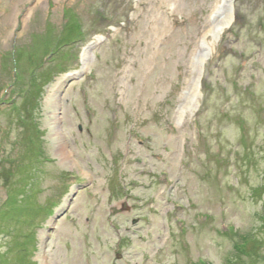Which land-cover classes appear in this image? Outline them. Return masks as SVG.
<instances>
[{"label":"rangeland","instance_id":"obj_1","mask_svg":"<svg viewBox=\"0 0 264 264\" xmlns=\"http://www.w3.org/2000/svg\"><path fill=\"white\" fill-rule=\"evenodd\" d=\"M217 1L0 0V264H264V0L177 117Z\"/></svg>","mask_w":264,"mask_h":264},{"label":"bare ground","instance_id":"obj_2","mask_svg":"<svg viewBox=\"0 0 264 264\" xmlns=\"http://www.w3.org/2000/svg\"><path fill=\"white\" fill-rule=\"evenodd\" d=\"M42 1V0H41ZM236 14L232 0H218L217 7L210 19V27L202 40L198 53L194 58L193 77L182 95V103L177 109V117L182 124L187 116H194L201 105L200 83L205 73V66L217 52V46L221 37L232 27ZM209 40V42H208ZM92 44L83 49L81 55L83 68L89 66L90 56L88 51Z\"/></svg>","mask_w":264,"mask_h":264},{"label":"trees","instance_id":"obj_3","mask_svg":"<svg viewBox=\"0 0 264 264\" xmlns=\"http://www.w3.org/2000/svg\"><path fill=\"white\" fill-rule=\"evenodd\" d=\"M64 13L67 15V18H68L66 25L70 26V27H72V26L75 27V30L73 29L69 33V35H73L70 37L69 42H71V41H74V39L77 38V36L80 34L81 25L79 22V17L75 12H73V11L70 12L69 10H66V11H64ZM69 42H67V43H69Z\"/></svg>","mask_w":264,"mask_h":264}]
</instances>
